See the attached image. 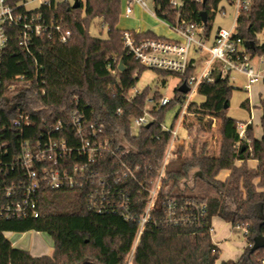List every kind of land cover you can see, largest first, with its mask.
I'll list each match as a JSON object with an SVG mask.
<instances>
[{
	"label": "trees",
	"instance_id": "1",
	"mask_svg": "<svg viewBox=\"0 0 264 264\" xmlns=\"http://www.w3.org/2000/svg\"><path fill=\"white\" fill-rule=\"evenodd\" d=\"M19 1L9 0L12 5ZM152 1L156 15L170 25L181 21L198 23L210 34L220 4L233 0H181L179 6L173 4V0ZM43 11L56 14L72 34L67 43L44 38L33 46L44 66L46 87V94L37 95L34 88L19 86L10 90L15 75L32 69L33 59L19 44L20 30H8L9 41L2 60L0 122L17 144L11 156L21 152V139H36L44 131L46 122L55 125L61 121L64 128L58 136L74 141L72 116L76 110H85L90 120L105 125V136H112L113 130L119 129L131 148L127 160L141 166L143 177L148 174L150 179L155 178L162 168L171 138V133L162 129L161 122L165 121L168 109L185 102L186 95L177 88L167 106L160 110L154 108L157 121L150 127H143L139 135L132 134V121L143 113L151 89L146 87L132 100L127 99L148 68L129 55L124 46L126 30L118 27L123 1L87 0L86 5L79 8H74L71 2H62L57 9L44 8ZM204 11L208 13L207 23L202 21ZM96 19H101V26L107 27L105 37L91 33ZM130 31L140 38L160 37L152 31ZM237 35L243 39L251 58L264 56V0H253L251 8L241 13ZM121 62L123 70L119 69ZM111 64L117 69L116 75L109 71ZM210 78L198 88V93L205 99L200 103L191 102L188 107L192 117L186 116L183 126L191 131L190 137L193 132L194 135L187 139L184 147L175 150V157L167 166L166 178L141 236L134 264H264L261 262L264 248L252 252L256 237L264 236V99L261 101L262 138L255 136L252 123L247 124L244 137H241L240 122L227 113L235 89L230 76L222 78L220 69L215 67ZM162 97L159 92L153 95L156 103ZM17 105L32 116V126L22 136L11 131ZM241 105L249 107L248 100ZM218 120L221 126L217 148L209 137L203 139L200 135L209 133ZM249 160H257L258 166L251 168ZM115 167L116 160L108 155L98 159L91 166L93 186L101 187L102 178ZM224 170L229 171V175L225 180L218 179ZM4 173H0V180ZM194 175L214 193L188 192L187 182ZM146 186L151 187V183L147 182ZM90 192V186L68 190L45 185L39 195V217L0 218V264H124L137 238L139 218L144 214L149 194L143 190L136 196V200L140 199L137 218L128 221L119 213L93 211L89 207ZM170 195L182 202L206 204L207 223L201 227L170 224L166 214V201ZM215 218L247 230V245L238 260L221 259L222 250L213 243L209 233ZM30 230L50 236L54 246L52 254L34 256L29 250L14 246L4 234L6 231L25 233Z\"/></svg>",
	"mask_w": 264,
	"mask_h": 264
},
{
	"label": "built area",
	"instance_id": "2",
	"mask_svg": "<svg viewBox=\"0 0 264 264\" xmlns=\"http://www.w3.org/2000/svg\"><path fill=\"white\" fill-rule=\"evenodd\" d=\"M86 5L87 0H79ZM123 14L129 17L134 12L136 5L144 10H149V0H122ZM253 0H233L231 3L233 17L230 27H219L215 34H208L205 27L198 23L186 21L170 25L175 38L155 37L140 38L134 31L126 30L123 33L124 46L129 55L143 66L159 71L175 74L180 79V85L186 82L189 92L184 103L180 104L181 119L178 126L170 127L161 122L162 129L171 133L164 162L159 174L150 179L148 174L141 175V166L133 165L127 160L131 148L126 138L119 129H114L112 136H105L104 124L97 125L90 120L85 110H76L72 116V128L75 140L69 141L59 137L63 131V123H45L44 131L34 140L21 139L19 155L11 156L16 150V141L10 136L4 125L0 122V173L4 177L0 180V218L23 219L39 217V195L45 185L53 189L73 190L90 186L89 207L98 213H119L128 221H135L136 210L140 205V199L136 196L144 191L149 194L144 214L140 216V229L133 244L130 255L124 264H134L137 248L147 223L152 217L159 192L169 162L175 157V150L184 147L187 138L181 134L183 121L189 116L188 107L198 93V88L203 81L210 80L215 67L221 71V77L230 76L233 71H240L248 78L247 87L264 80V72L257 71L250 63L251 56L247 52L246 45L237 35L239 16L243 11L251 8ZM75 0H20L12 5L9 0H0V86L3 85L2 60L5 48L9 41L8 30L17 28L19 44L27 55L33 59L32 69L25 73L15 75L10 84V90L16 87L34 88L36 94H46L44 66L35 54L33 46L39 39H58L61 43H67L71 37V30L66 28L56 14H48L44 8L57 9L60 3ZM31 3L37 4L34 8H28ZM173 4L179 6L181 2L173 0ZM221 5V4H220ZM155 13V11H154ZM219 13L227 16L226 6L220 8ZM156 14V13H155ZM105 25L102 24V28ZM109 71L116 75L114 65L108 66ZM120 69V65H119ZM142 90L133 88L127 96L132 100ZM17 101L19 98H16ZM173 97L163 96L158 103L152 95L146 99L143 113L133 119L132 134L139 135L143 127L157 121L153 113L155 107L158 110L167 106ZM78 100V97L76 98ZM15 102V101H14ZM17 112L12 123V130L24 135L32 126V116L21 105H17ZM247 124L239 123L240 136L244 137ZM105 155L116 160L117 167L105 178H102V186L94 187V171L91 166ZM151 183V187L146 183ZM167 190L165 193H167ZM166 214L168 222L172 225H196L204 226L207 223L206 204L195 201H179L175 195L167 197ZM244 230V235L247 233ZM209 233L214 244L219 242L214 239L216 227H209ZM264 263V259L261 261Z\"/></svg>",
	"mask_w": 264,
	"mask_h": 264
},
{
	"label": "rangeland",
	"instance_id": "3",
	"mask_svg": "<svg viewBox=\"0 0 264 264\" xmlns=\"http://www.w3.org/2000/svg\"><path fill=\"white\" fill-rule=\"evenodd\" d=\"M177 1L181 2V0H177ZM36 6L37 4L31 3L28 5V8L31 9ZM222 6H226L227 16L223 17L220 13L217 14L213 22L212 34H215L219 27L228 28L232 23V17L234 11L233 7L228 5L226 2H222L220 8ZM146 11L149 12L145 13L142 11H134V13L129 18H127L122 11V15L119 23L120 29L126 30L130 28H136L135 27L136 24L134 23L135 20L138 21L137 24L140 25V27H142L143 29L146 27L152 28V26L155 24L154 21H157V23H159V25L162 27L161 30H163L164 34H169L170 32H173L170 28L169 23L168 25H166L164 22L157 20V18L155 20L153 16L150 15L152 12L155 11V7L153 5L152 0H149V10ZM166 31L168 33H166ZM91 33L96 36L105 37L107 35V27L104 26L102 28L101 20L96 19L91 27ZM250 63L258 71L264 72V56H255L251 59ZM230 82L235 87V89L232 91L230 107L228 108L227 111L228 116L236 118L239 122L240 121L245 122L251 119V114H252L253 116L252 118L254 119V125L256 128L255 132H257V135H260L262 133V127L260 122V117L262 114L260 97L264 96V89L261 87V84H264V82L263 81L255 82L251 84L250 87L248 88L247 87L248 78L240 71H233L231 73ZM179 84H180L179 77L172 74L170 75L159 74L155 70L148 68L141 74L136 87L139 90H143L144 88L149 87L151 89L150 95L152 96L156 92H159L162 96L174 97L175 91L178 88ZM247 98H250V101L252 103L251 108L243 107L241 105L242 102L245 101ZM203 100L204 97L201 94L197 93V95L194 97L193 102L195 101L197 103H200ZM180 109H181V105L177 104L173 108H170L166 111L165 121H164L166 126L170 127L174 122L176 126L179 125L181 119V113L179 116H177V113L180 111ZM220 126H221V121L218 120L215 122L212 130L209 133L201 134L200 136L203 139L209 137V139H211V141L214 143V146H217L218 148L219 139H220ZM185 127L186 126L184 125L183 128L181 129V134L184 138H187L189 140L191 137H193L194 132L190 137L191 131H189L188 129L186 130ZM227 173L228 171H223L219 177L222 178V176H225ZM187 186H188L187 187L188 192L191 191L199 194L214 193V190L209 185L199 180L196 177V175H194V177L188 180ZM215 227H216V233L214 234V239L219 242L218 245L222 250L221 259L238 260L241 257L244 248L247 245L246 238L244 235V230L237 227H233L230 223H227L222 219H216ZM18 236H21V234H18ZM47 240L51 241L47 234L37 233L35 230H30L22 235L18 243V246L23 248L38 247V245L41 243L42 245L40 251L38 252L34 251V253L46 254L45 250H48ZM50 245H52V242Z\"/></svg>",
	"mask_w": 264,
	"mask_h": 264
},
{
	"label": "crops",
	"instance_id": "4",
	"mask_svg": "<svg viewBox=\"0 0 264 264\" xmlns=\"http://www.w3.org/2000/svg\"><path fill=\"white\" fill-rule=\"evenodd\" d=\"M134 11H142V12H145V13H148L149 11H146V10H144L143 8H141L140 6H138V5H136L135 7H134ZM134 13V12H133ZM150 15H152L153 16V18L156 20V18H157V20H160L161 22H164L166 25H168V23L166 22V21H164V20H162V19H160L154 12H152ZM129 17H131V16H129ZM129 17H127V18H129ZM101 20V19H100ZM120 23V22H119ZM136 25H135V27L136 28H130V29H126V30H135V31H137V32H140V33H143V32H146V31H152V32H154L156 35H158V36H160V37H165V38H175V34H174V32H170L169 34H164L163 33V30H161L162 29V27L159 25V23H157V21H154V25L152 26V28H150V27H146V28H142V27H140V25H138L137 23H138V21H136L135 20V22H134ZM118 27H119V24H118ZM169 27V26H168ZM120 28V27H119ZM123 30V29H122ZM125 30V29H124ZM165 32V31H164ZM166 33H168L167 31H166ZM254 67V66H253ZM257 70V69H256ZM258 71V70H257ZM263 82H264V80H262ZM261 87L264 89V84H261ZM204 97V96H203ZM205 99V98H204ZM264 99V96L263 97H260V103H261V101ZM246 100H248V103H249V107L251 108V106H252V103H251V101H250V98H247ZM256 106V105H255ZM260 106V105H259ZM261 116H262V114H261ZM253 116H252V114H251V119H249L248 121H245V122H242V121H240V123H243V124H249V123H252L253 124V126H254V129H256L255 128V125H254V119L252 118ZM236 119V118H235ZM260 122H261V117H260ZM255 136L257 137V138H262V136H263V130H262V133L260 134V135H257V132H255ZM248 165L251 167V168H256L257 166H258V161L257 160H249L248 161ZM224 171H227V170H224ZM223 172V171H222ZM221 172V173H222ZM220 173V174H221ZM229 171H228V173L225 175V176H222V178H220L219 176H220V174L218 175V179H220V180H225L226 178H227V176L229 175ZM216 219H218V218H215L214 220H213V224H214V226H215V221H216ZM37 233H42V232H38V231H36ZM26 233V232H25ZM5 236L8 238V239H10L11 240V242L13 243V245L14 246H16V247H19V248H23V247H20V246H18V243H19V241H20V239H21V237H22V235L24 234V233H18V232H13V231H6L5 233ZM18 234H21V236H18ZM44 234H46V233H44ZM48 237L50 238V236L48 235ZM50 240L51 241H49V240H47V242H48V250H45L46 251V254H52L53 253V250H54V246H53V241H52V239L50 238ZM50 242V243H49ZM51 242H52V245H50L51 244ZM41 243L38 245V247H28V248H23V249H26V250H29L34 256H41V255H44V253H40V254H36V253H34V251H36V252H38V251H40V248H41ZM50 246H52V247H50ZM43 251V250H42Z\"/></svg>",
	"mask_w": 264,
	"mask_h": 264
},
{
	"label": "water",
	"instance_id": "5",
	"mask_svg": "<svg viewBox=\"0 0 264 264\" xmlns=\"http://www.w3.org/2000/svg\"><path fill=\"white\" fill-rule=\"evenodd\" d=\"M81 6L80 1L79 0H75L73 7L74 8H79ZM202 21L204 23H207L208 21V13L206 11L202 12ZM252 44H254L253 42H251ZM123 64L122 62L120 63V68L123 70L124 68L122 67ZM189 86L187 85L186 82H183L179 87L178 90L184 94H187L189 92ZM228 107V105H226V108ZM151 124H148L147 127H150ZM264 248V236L260 235L258 237H256L255 239V243L252 247V252H256L259 249Z\"/></svg>",
	"mask_w": 264,
	"mask_h": 264
}]
</instances>
